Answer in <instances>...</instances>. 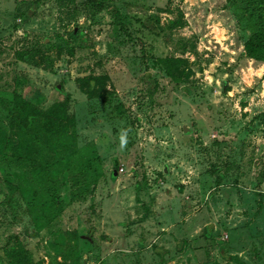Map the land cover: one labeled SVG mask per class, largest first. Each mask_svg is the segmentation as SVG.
Returning a JSON list of instances; mask_svg holds the SVG:
<instances>
[{
	"label": "rangeland",
	"instance_id": "rangeland-1",
	"mask_svg": "<svg viewBox=\"0 0 264 264\" xmlns=\"http://www.w3.org/2000/svg\"><path fill=\"white\" fill-rule=\"evenodd\" d=\"M90 1L102 8L0 0V264H264V63L242 55L247 6ZM178 11L186 26L169 32ZM35 51L40 66L20 61ZM166 57L186 60L182 82ZM14 104H63L66 131L41 128L38 145Z\"/></svg>",
	"mask_w": 264,
	"mask_h": 264
},
{
	"label": "trees",
	"instance_id": "trees-1",
	"mask_svg": "<svg viewBox=\"0 0 264 264\" xmlns=\"http://www.w3.org/2000/svg\"><path fill=\"white\" fill-rule=\"evenodd\" d=\"M244 2L247 6V12L249 13L248 20L246 21V27L249 33L248 39L246 40L243 46V53L242 55L248 59H252L258 62L264 63V0H240ZM87 4H90L93 8L101 9L102 5L95 4L93 1L85 0ZM249 7V8H248ZM159 22V21H157ZM186 26V21L180 11L177 13V17L168 20L167 28L169 32L181 29ZM71 34L77 35L75 31H72ZM171 36L166 37V40H169ZM180 44L183 45L182 52H185L188 49L193 51L196 49L195 44L188 41L189 45H186L181 39L177 40ZM38 51V50H37ZM29 52L23 53L19 55V59L21 62L30 63L33 66H40V61L38 58H41L42 55L40 52ZM194 52V51H193ZM18 56V54H17ZM161 63L164 67V70L167 76L175 83H180L184 80L185 74L184 70L181 69V65L186 63V60L181 58H174V57H166L161 60ZM184 68V67H183ZM187 76V74H186ZM96 84L98 85L99 90H102L103 83L96 79ZM96 84H93V87L89 88L90 92H94V87ZM97 91L95 90V93ZM13 109L17 114V117L14 120V124L23 131L25 134H32V138L34 139L35 143L42 146V138H40V129L41 128H49V133L53 131L54 133H59L62 131H66L65 124L68 123L69 120L65 116V106L63 104H55L51 107L48 113H44L39 115L36 111H28L27 109L21 107L18 104L13 105ZM58 115H62L60 118ZM35 116V118H33ZM35 132V133H34ZM52 135V134H49ZM41 159V156H39ZM43 180L46 185L45 192L55 200V185L53 181L50 179L48 171L44 166L43 172ZM56 201V200H55ZM10 264H18L14 261L15 256L11 253ZM14 257V259L12 258ZM77 264V263H74Z\"/></svg>",
	"mask_w": 264,
	"mask_h": 264
},
{
	"label": "water",
	"instance_id": "water-1",
	"mask_svg": "<svg viewBox=\"0 0 264 264\" xmlns=\"http://www.w3.org/2000/svg\"><path fill=\"white\" fill-rule=\"evenodd\" d=\"M183 130L185 131V128Z\"/></svg>",
	"mask_w": 264,
	"mask_h": 264
}]
</instances>
